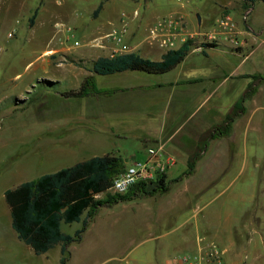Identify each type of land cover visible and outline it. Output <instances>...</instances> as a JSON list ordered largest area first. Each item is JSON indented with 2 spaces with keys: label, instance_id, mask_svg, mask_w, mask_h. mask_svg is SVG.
I'll use <instances>...</instances> for the list:
<instances>
[{
  "label": "rangeland",
  "instance_id": "1",
  "mask_svg": "<svg viewBox=\"0 0 264 264\" xmlns=\"http://www.w3.org/2000/svg\"><path fill=\"white\" fill-rule=\"evenodd\" d=\"M101 2L102 7L94 13ZM134 10L138 11L135 18L131 16ZM245 10L242 0H0V264H57L59 256L58 245L45 259L17 237L4 199L6 189L107 152L121 155L124 162L142 160L147 147L163 144V140H143L152 121L147 122L148 127L132 119L128 125L133 126L125 129L100 128L102 123H93L87 105H100L103 97L116 102V94L126 89L102 96L65 95L69 89L77 90L86 76H92L95 85L103 89L123 86L144 90V83L177 74L174 70L158 75L141 71L92 75V61L111 52L104 35L120 26L121 12L130 15L126 18L127 36L134 28L140 33V41L146 40L148 27L156 19L170 14L182 16L185 40L192 50L199 40L192 39L191 34L215 30L220 16L230 12L243 25ZM68 28L71 32L66 41ZM95 38H103L105 46L92 55L80 56L94 50L89 44ZM139 49L141 55L149 50L144 43ZM156 56L152 52L147 57ZM231 61L236 63L233 58ZM237 70L264 73V60L251 56ZM73 71L76 81L67 78ZM129 73L134 77L127 76ZM240 80L239 90L245 83ZM161 102L163 111L165 102ZM257 117L255 114L254 125ZM157 118L154 125L161 123L163 128L164 115ZM189 119L193 123L196 118ZM248 133L239 159H226L220 164L213 158L217 155L215 141L208 140L190 174H186L187 161L191 153L202 149L203 135L194 144L185 142V185L189 190L185 191L184 207L165 208L178 178L168 192H153L103 209L98 213L94 236L88 241L104 253L86 264H172L174 256L192 251L199 242L219 246L226 264H264V120L261 129L254 127ZM180 162L178 157L170 179L181 175ZM154 188L148 186L146 190ZM106 194L114 193L107 191L96 197L103 199ZM178 202L181 205V200ZM80 225L63 224L62 230L72 234ZM75 253V264H81L78 260L83 256Z\"/></svg>",
  "mask_w": 264,
  "mask_h": 264
},
{
  "label": "crops",
  "instance_id": "2",
  "mask_svg": "<svg viewBox=\"0 0 264 264\" xmlns=\"http://www.w3.org/2000/svg\"><path fill=\"white\" fill-rule=\"evenodd\" d=\"M261 3L264 2H255L254 4L248 6V8L243 12V25L239 24V22L231 15V12L229 13L236 25L235 35L239 40V47H234L229 41L222 39L219 42L208 44L201 52H195L190 48L184 58L169 71L163 73L144 72L147 74L158 75L177 70V74L174 77L161 78L154 82L144 83V86H150L144 90H135L130 89V87L121 86L126 90L116 94L117 96L115 97H118L116 102L113 101L111 97H103L99 99L101 102L100 105H87L86 109L90 113V118L94 120L93 123L99 122V126L102 123L100 128L125 129L133 126L128 125L132 124L128 122L132 119L134 121L136 120L138 124L143 121V124L149 127L147 122L152 121L151 128H148L151 129L149 131V135H144L143 140H157V142H161V140H163V145L167 149V146H169L170 149L168 150L173 152L177 159L178 157H181L182 162L179 163L181 164L179 169L181 170V177H179V180L175 182L173 189L174 192L171 194L172 197H169L170 200L168 204L165 205V208L170 207V209L174 210L179 207H184L183 205L185 204L183 203V201L185 202V191L189 190V185H185V142H189L191 144L196 143L197 141L195 140H199L205 131L214 125L222 123L227 113L237 104L240 97L251 83L252 74H264L258 71L253 73H238L237 70L238 65L247 61L251 56L258 55L262 60H264V6ZM139 34L140 33L135 32L133 28L126 37V42H128L131 46L130 52L133 51L141 55L139 47L140 44L144 43L149 50L146 53L144 52L141 56L147 57L152 52H155L158 57H154L153 60L161 59L162 55L167 50L159 47L156 43H150L146 40L140 41ZM170 35L175 38L177 32L172 31ZM90 43V48L94 50L90 49L82 52L79 54L80 56L92 55L100 49L99 47L94 46L92 40ZM182 44V41H178L177 45H175L173 49L178 48ZM47 52L50 53L52 51L48 49ZM231 58L235 60V64L232 63ZM45 62L47 63L48 60L45 59ZM64 69L66 71L67 68L64 67ZM126 71H132L131 73H134V71L137 70ZM76 74L77 73L73 71V73L71 75L69 74L67 78H73V80L76 81ZM92 75L95 76L94 73ZM131 75L132 74L129 73L127 76L130 77ZM240 79H244L245 83L240 86L241 89L239 90L238 82L241 81ZM70 90L73 89H69L68 91ZM143 95L148 96H145L144 98ZM91 99H93V97ZM263 99L264 84L258 86L255 94H253L251 98L244 101L245 111L232 121L229 133L227 135L211 139L215 141V152L217 155L213 158H215L214 160H216V162L220 164L226 159H234L236 157H238L237 160L239 159V156L241 155L240 149L244 146L248 139V130L253 129L254 127L261 129L264 120ZM161 101L165 102L163 111V108L160 105L162 103ZM255 114H258L257 118L259 120L256 121V125L253 124ZM163 115V128H161V123L156 127V124L154 125V121H156L155 118L158 116L162 117ZM189 118L196 119L192 123ZM185 121L187 122L186 124ZM191 140H193V143L190 142ZM203 158L198 162L195 169L196 172L200 170ZM125 162L128 163L129 161ZM176 165L177 163L173 166V168H175L173 169L174 171L170 169L169 173L173 174L175 172ZM197 193H200V189L197 190ZM179 200L182 202L181 205L178 202ZM157 207L156 214L159 209V206ZM103 209L106 211L108 207H101L90 220L86 230L82 234L81 239L68 245L69 257L67 264H75V251H78L79 257L83 256L82 260H78L81 264H86L88 261L92 262L93 260H97L103 256L104 252L102 249H97L96 243L94 244L88 241V238L91 235L94 236L96 227L98 226V213L100 211H104ZM84 217L85 216L82 215L81 219ZM72 223L62 222L60 225L61 231L65 233L62 230L63 224ZM84 243H87L88 245H84ZM194 244L195 241L190 242L189 245L194 247ZM57 245L59 246L57 264H59L61 257V243H57L47 251L39 254L47 259L50 255L49 252ZM86 245L88 249H86ZM28 247L30 246L28 245ZM80 252H83L84 254L80 255Z\"/></svg>",
  "mask_w": 264,
  "mask_h": 264
},
{
  "label": "trees",
  "instance_id": "3",
  "mask_svg": "<svg viewBox=\"0 0 264 264\" xmlns=\"http://www.w3.org/2000/svg\"><path fill=\"white\" fill-rule=\"evenodd\" d=\"M258 1L264 2V0H243L246 9ZM101 7L102 2L94 13H97ZM189 49L190 42L186 41L178 48L167 50L159 60L143 57L133 51L111 57L99 56L92 62L91 71L97 75H108L126 70L163 73L177 65ZM91 77L86 76L77 90L67 91L65 95L74 97L102 96L124 89L123 87L98 88ZM263 81L264 74H252V82L237 104L227 113L223 122L212 126L202 134L204 140L202 149L189 155L186 174L193 173L195 165L202 155L201 151L204 150L208 140L229 133L232 121L245 111L244 101L255 94ZM125 165L124 159L119 154L94 155L73 165L24 181L14 188L6 189L4 199L9 207L11 226L18 238L29 245L35 253H43L55 244L61 243L59 264H67L68 245L81 239L90 220L101 207H111L121 201L144 197L153 192H168L172 184L181 177L161 179L156 185L138 182L123 194H106L103 199H98L96 196L108 191L112 177L122 171ZM148 186L155 188L152 191H147L146 187ZM84 213L85 217L81 219ZM78 221L81 222V226L72 235L61 231L62 222Z\"/></svg>",
  "mask_w": 264,
  "mask_h": 264
},
{
  "label": "built area",
  "instance_id": "4",
  "mask_svg": "<svg viewBox=\"0 0 264 264\" xmlns=\"http://www.w3.org/2000/svg\"><path fill=\"white\" fill-rule=\"evenodd\" d=\"M133 18L138 16V11L134 10L131 15ZM125 12L120 14V26L113 28L110 32L104 35L110 42V54L130 52L131 47L126 43L129 18ZM183 17L179 15H167L156 19L148 27V35L146 40L150 43H156L159 47L166 50L173 49L178 41L183 43L185 40V31L183 25ZM217 28L207 32H196L191 34L192 39H198L196 46L192 47L193 51L201 52L206 45L220 40L229 41L234 47L240 45L236 37V25L230 14H223L216 21ZM172 31L177 32L176 37L170 34ZM69 32L71 28L66 29L64 40L70 38ZM10 35V34H9ZM101 39V40H100ZM103 38H95L92 40L94 46L104 47ZM77 45V41L74 42ZM177 163V157L169 151L163 144H154L147 147L145 156L142 160H133L126 163L125 168L112 177L108 191L118 194L127 192L133 185L142 182L146 185H156L161 179L168 180V173ZM224 251L215 243L199 242L192 251L178 253L173 258L172 264H225L223 258Z\"/></svg>",
  "mask_w": 264,
  "mask_h": 264
},
{
  "label": "water",
  "instance_id": "5",
  "mask_svg": "<svg viewBox=\"0 0 264 264\" xmlns=\"http://www.w3.org/2000/svg\"><path fill=\"white\" fill-rule=\"evenodd\" d=\"M196 17H197V23L200 24V21H201L200 20L201 19L200 16L197 14Z\"/></svg>",
  "mask_w": 264,
  "mask_h": 264
}]
</instances>
